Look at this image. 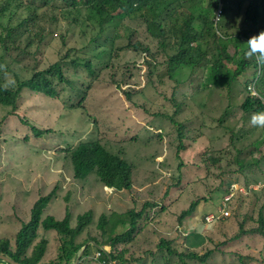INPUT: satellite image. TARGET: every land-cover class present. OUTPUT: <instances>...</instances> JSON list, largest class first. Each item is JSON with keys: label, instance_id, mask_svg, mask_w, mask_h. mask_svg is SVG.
Here are the masks:
<instances>
[{"label": "trees", "instance_id": "1", "mask_svg": "<svg viewBox=\"0 0 264 264\" xmlns=\"http://www.w3.org/2000/svg\"><path fill=\"white\" fill-rule=\"evenodd\" d=\"M16 1L0 0V16L11 14L13 19L20 18L22 6ZM40 1L29 0L27 2L29 6L26 7L28 16L20 19L19 27L11 25L6 29L5 36L14 47L4 46V48L8 52L11 49L14 52L17 51L20 46L16 33L17 30L24 29L28 36L29 45L35 46L48 39L50 35L57 33L61 40L60 53L56 61L49 62L47 66H44L41 64L42 59L37 58L33 52L36 57V65L30 75L21 77L16 74V84L0 81V107L17 110L23 90L29 88L53 99L65 110L76 111L82 108V101L87 93L78 86L84 81L79 76L80 72H84L86 76L95 77L97 68L100 73L107 70V77L102 82L120 86L126 82L127 78H133L127 57L130 52L134 55L147 53L150 60L146 58L145 63L149 67V81L154 84L157 81L164 82L168 78L174 83L173 93L168 99L174 106V117L172 116L171 120L174 121L175 118L182 144H184L183 140L187 138L188 122L192 119H199L193 116L181 117L183 107L188 104L189 108L195 109L194 106L197 105L191 98L193 99L196 94L212 88L214 90L218 88L225 92L228 105L219 122L232 136H239V140L244 137L253 139L257 133L263 131V128L254 127L250 123L251 115L263 110V108L257 101L248 98L249 95L246 90L248 81L241 82L242 76L245 73L247 76L248 70L257 66L254 59L247 60L244 58L246 44L239 41L240 35L224 40L216 33L210 18L217 5L215 0L208 2L204 9L206 12L200 17H194L195 13H193L194 16L184 15L186 11L182 14V10L174 7L176 3L183 8L185 0H176V2L175 0H153L151 2L149 0H88L99 3L100 11H105L102 17H111L112 19L117 15L119 20L114 24L102 17H95L91 8L86 9V11L83 10L79 0H75L78 2L76 6L74 0ZM59 1H62L61 7L69 6L70 8H51V5H61ZM134 1L149 7L150 14H145L147 21H143V23L146 24V31L150 34V43L140 40L133 41L138 35H136V30L132 28V25L125 21L128 16L127 12L117 13L120 9L123 11L124 8L130 7ZM192 1L191 3L195 4ZM262 1L264 3V0ZM78 7L82 8L78 9ZM41 9H44L43 13L40 12ZM171 11L174 13L170 17L171 20L168 21L164 16ZM108 24L113 25L108 26ZM79 25L81 38L89 37L83 48L78 47V42L74 38L76 32L73 33V28ZM111 26L117 30L112 32ZM127 30L132 31L130 39H127L125 43L122 42L123 45L117 44L125 39ZM244 36L248 35L244 34ZM101 38L105 41L104 43L101 42ZM152 44L154 45L152 46ZM231 45L235 48L233 55L228 50ZM0 63L5 62L0 61ZM131 65L136 66V61H132ZM23 69L19 70L15 67L13 72H22ZM194 78H197L199 82L192 81ZM192 83L196 85L193 92L185 93L181 98L176 97L179 88L186 84L192 85ZM61 84H64V88L67 86L71 88L67 97L61 96L59 92L58 87ZM79 96L81 99L78 103L69 107L66 106L69 100ZM128 101H133L129 94ZM31 128L36 137L50 133L49 129H41L35 126ZM232 142L236 144L234 140ZM252 147L253 151H256L255 144ZM75 149L73 151L72 149L61 151L65 153L63 166L65 169L71 168L75 179L84 181L89 175L95 174L105 186L116 190H132V173L137 168L134 163H128L125 159L111 153L94 141L90 143L81 142ZM69 154L70 160L67 164ZM241 155L242 151H238V156L234 160L239 170L245 169L250 163ZM219 162V157L207 151L202 155L200 165L205 168L208 181L213 178L215 167ZM217 169L224 170L221 167ZM250 181L251 179H247V184ZM232 184L233 180H227L215 188L207 185L210 187L209 193H212L214 190L227 189ZM52 195L40 197L32 205L29 217L26 220H21V227L14 236V244L9 238L0 239V255L18 264H44L42 258L45 255L48 240L40 235V230L43 232L54 231L58 239L56 258L49 264H73V258L81 247L91 240L99 246H112L109 258H113L116 264H142L150 258L153 260L156 255H162L164 264H205L215 252V249L211 247L202 249L178 247L175 239L160 233L157 224L152 220L153 210L158 206L155 201L136 204L130 212L123 216L124 221H121L116 215L111 219L101 217L97 223L98 231H94L90 226L93 221L90 213L79 216L74 228L70 227L68 213L61 221L49 216L42 218L43 211ZM69 195L70 192L66 194L65 199L67 201ZM210 200V195L197 197L186 210L182 211L179 216V223L183 225L195 213L201 202H209ZM256 206L255 224H258V227L252 226L246 230L244 221L239 222L240 232L234 238L230 237L228 241L222 242V246L239 242L247 235L264 239V198H259L256 201ZM156 214H158L157 216L160 215V213ZM84 234H87V237H83L79 241V237ZM149 234L158 237L157 243L150 239ZM208 242L212 243V240L210 239ZM94 248L99 250L97 247ZM220 251L226 253V251ZM87 252L88 249L85 251L82 261L88 255ZM159 252L161 254H157ZM236 252H238L237 249ZM247 258L259 262L253 256H241L240 264H247L246 260H250Z\"/></svg>", "mask_w": 264, "mask_h": 264}, {"label": "rangeland", "instance_id": "2", "mask_svg": "<svg viewBox=\"0 0 264 264\" xmlns=\"http://www.w3.org/2000/svg\"><path fill=\"white\" fill-rule=\"evenodd\" d=\"M249 1L246 0L244 6V0L234 2L236 9L240 8V2L242 5L240 12L238 10L235 12L241 19L240 24H243L244 21L245 25H247L255 17L260 19L264 11L262 0H256L253 3H248ZM247 5L251 7L250 11L246 8ZM235 7L227 11L223 24L228 25L233 22ZM244 12L250 18L244 20ZM130 24L136 30V35H138L133 41L140 40L150 43L151 37L144 25L138 23ZM251 24L252 21L249 23L248 28ZM7 27L8 20L0 19L1 35L6 33ZM73 31H77L74 38L78 42V47H85L89 37L82 39L79 27ZM131 35L132 31L127 30L125 39L117 44L123 45L121 43H125L127 39L129 40ZM16 37L20 48L15 52L12 49L8 52L0 43V61L5 62V64L0 63V66L1 71L6 75L7 82H15L16 74L25 77L24 75L32 73L36 65L34 54L37 55V58L42 59L41 64L44 66L57 60L61 49V40L59 38L50 36L41 44L35 46L29 45L28 36L24 29L17 30ZM101 42L104 43L105 41L101 38ZM72 44L74 45L73 42ZM228 50L231 55L235 53L233 46H229ZM33 52L35 53L33 54ZM127 57L133 78H127L125 83L131 86L135 84V89L132 91V102L125 101L123 98L119 99L117 94L119 89L114 85L102 82L107 77V70L100 73L97 68L99 74L96 77L86 76L84 72L79 73V76L84 81L79 83L78 86L82 90H88L83 106L86 113H90L95 119L94 126H89L87 121V125L84 128L91 131L93 139L96 137L100 138L113 151L116 150L117 144H132L139 139L140 143L130 149L127 154L139 167L137 182L151 183L155 187L154 191H151L150 187L141 191L140 197L148 198L153 196L154 199L164 205L165 212L161 216L160 223L158 222V227L163 234L176 240V246L194 249L211 247L215 249L214 254L205 264H240L239 257L246 256V254L258 258L262 254L260 261L264 262V239L260 237L247 235L239 242L228 244L227 246L221 245L222 242L228 241L230 237L234 238L240 232L239 222L241 221H244L246 230H249L252 226L258 227L254 220L257 214L255 213V199L253 198L246 206L235 212L234 218L224 223L218 222L208 225L204 221L203 216L207 212L212 211L215 204L218 205L223 197V191H214L211 201L215 198V204L203 202L194 217L192 219L189 218L188 224L190 226H187V229H183L179 225L180 213L189 206L191 201L197 197L210 195L209 187L202 181L205 172L196 166L199 155L207 149L208 144H202V139L196 144L193 143L194 139L188 140L189 148L182 153V160L187 165L184 167L183 172L178 169L181 164V160L177 156V147L180 144L178 128L177 124L168 119V116H174V106L168 99L173 93L174 83L166 78L164 82L157 81L152 84L148 76H146V72V77L140 79L139 82L138 75L142 71L139 67L141 66L140 62H142V55H134L130 52ZM132 61H136V66L131 65ZM95 63L98 65L97 62ZM14 66L19 70L24 69L22 72L14 73ZM229 66H231V63H229ZM142 74H144V71H142ZM193 80L196 83L199 82L197 78ZM63 86L64 84H61L58 87L59 92L61 96L67 97L71 88L70 86L66 88ZM105 87L109 89L107 90ZM183 88L182 86L176 92L177 98H181ZM191 92H193V89L188 90L189 94ZM108 94V98L105 97ZM80 99L79 96L69 100L70 102H67L66 106L69 107L70 103L71 105L78 103ZM193 100L208 114L202 122L196 121L190 124L196 130L191 133V136L197 138V130H200L204 134L201 135L202 138L210 137L211 142H213L220 132L219 127L216 125V119L223 111L227 98L219 91L209 89L203 93L196 94ZM10 110L12 108L0 107V238L6 236L14 239L17 228L11 225V221L15 224H17V221L12 215L11 221L7 220L9 213H13V215L19 214L27 218L28 210L34 200L40 195L47 194L56 185L58 191L52 200L48 212L56 217L62 216L65 206L63 196L68 188L74 187V184L71 180H65V177L69 179L70 177L64 166L61 165V154H56L60 160L59 164L55 161L52 152L64 148L70 143L75 144L81 138L83 129L80 137L75 133L79 130L78 126L83 127L86 118L80 112L82 110L66 111L53 99L42 93L34 92L29 88L23 90L17 111L8 113ZM187 114L188 110H183L182 116ZM32 126L51 129L54 134L49 133L42 137H36L32 131ZM71 138L77 139L72 142ZM148 140L153 142L150 147L145 146ZM144 151H146V154H142ZM155 152L156 155L161 152L164 154V157L159 159L160 161L164 159L160 165L152 160ZM232 160V155L225 159L223 166L226 171L237 170L235 166H232V163L231 166L228 164ZM238 177L242 179L253 178L255 181L264 183V159L261 166L255 169L249 168L243 175L238 173ZM180 178L182 180H179ZM219 178L220 172L217 170L216 175L213 177L212 186L220 182ZM103 194L107 196L108 193L103 190ZM260 196L258 194L257 197ZM78 198L82 203L72 205L73 200L76 201ZM110 201L113 205H116V202L119 203L117 206L118 210L125 209L129 204L132 205L129 196L123 201L120 199H110ZM96 202L99 201L93 197L84 199L78 191H73L69 203L71 204L72 218L75 219L73 215L84 211L91 205L96 204ZM111 203L102 201L98 210L104 211L108 209L112 206ZM51 237L52 240H55L53 234ZM210 239L212 243L208 242ZM58 245L59 243H57L56 249ZM236 249L238 252L235 253ZM220 250L226 251V253H222ZM55 256L56 254H54ZM246 261L247 264H257L252 260ZM142 264H164L163 257L162 255H156L153 260L150 258Z\"/></svg>", "mask_w": 264, "mask_h": 264}, {"label": "clouds", "instance_id": "3", "mask_svg": "<svg viewBox=\"0 0 264 264\" xmlns=\"http://www.w3.org/2000/svg\"><path fill=\"white\" fill-rule=\"evenodd\" d=\"M38 1H40V0H38ZM151 1H153V0H149V2H151ZM191 1L192 0H185L183 8H181L180 5L176 4V3L174 5V7H178L179 10H182V14H183V12L185 13V11H186V13L184 15L190 14V16H194L193 13H195L194 17H200V16H202V14L204 12H206L204 9H205V7H207L208 2L210 0H193L192 2H195V4H192ZM215 1L217 2V5L213 9L212 16L210 18H211L212 23L215 27L216 33L220 37H222L224 40H227L228 38H234L235 36L240 35L241 38L239 39V41L241 43L246 44V51L244 53V58L247 60H253L254 59V62L257 66V67L250 68L248 70L247 76H246V73L242 76L241 82L248 81V85L246 88L247 93L249 95L248 98L252 99L254 101H257L261 105V107L263 108V110L254 112L250 117L251 125L254 127H257V128H263V131L261 133H257L253 139H248V138L246 139L244 137V138H241L239 140V136H232L231 133L227 129H225L219 122L220 118H223L222 114L224 113V111L228 105L227 100H226V104L223 107L224 108L223 111H221V113L218 115V117L216 119V121H217L216 125L219 127V130H220L217 138H215L213 142H211L210 137H207L206 139H205V137L202 138L201 135H204V134L200 130H197V132H198V134L196 135L197 138H193L191 136V133H193L196 130L194 128H192L190 124L192 122H196V121L202 122L204 117L208 114V112L205 111L204 109H202L197 104H196L197 106H194L195 109L189 108L188 104L186 105V107H183L182 112H183V110L187 109L188 114L185 116H182V112H181V117L193 116V117H198L199 119H192L190 122H188L187 125H188L189 130L186 133L187 138L183 140L184 144H182L180 142V138H179L180 144L177 147V156L180 158L181 164H180L178 169L181 170V172H183L184 167L187 165L182 160V153L185 152L189 148L187 141L194 139L193 143L196 144L199 142L200 139H202V141H201L202 144H208L207 149L199 155V160L196 164V166L199 169H201L205 172V176L202 178V181L204 183H206V185L209 184L210 186H212L213 182H214L213 178L210 181H208L207 172H206L205 168L200 165L201 157L206 151L209 152L210 154H214V156L220 158V162L216 165L215 171H214V176L216 175L217 170L220 172V178H219L220 182L217 185H214V188L219 186V184L223 181L233 180V184L230 187H228L227 189L214 190L215 192L216 191H223V197L220 200L218 205L215 204V201H214L215 198L213 199V201H211L212 198L209 201V202L214 203L215 206L213 207L212 211L207 212L206 215L203 216L204 221L208 225L216 224L218 222L224 223V222L234 218L235 214H236L235 212L240 210L242 207L246 206L252 200V198L255 199L254 200L255 206H256V201L259 198H261V199L264 198V192H263L264 191V183L263 182L255 181L253 178L242 179V178L238 177V173L243 175V173L246 172L247 169H249V168L255 169V168L261 166V163L264 159V72H263L264 71V11H263L260 19L255 17L253 20H250V22L252 21V24L248 28L250 22L247 25H245L244 21H243V24H240L241 19L235 13L237 10L240 12V8L242 7V5L240 2V8L236 9V7L234 6V2L235 1H241V0H215ZM245 1L246 0H244V2H243V6L245 4ZM255 1L250 0L248 3H253ZM16 2L22 6V12H21L20 18L13 19L14 17L11 14L5 15V16H3V15L0 16V19H7L8 20V27L6 29H8L11 25H13L14 27H19L20 19L22 20L23 18L28 16V11H27L26 7L29 6V4L27 3V2H29V0H17ZM61 2L59 1V3H61ZM74 2H75V6L79 2V4L83 7V10H85V11H86V9H90V8L93 9V11L95 13L94 14L95 17H102L105 14V11H100L101 8L99 6V3L89 2L88 0H83V2H82V0H79L78 2H76L74 0ZM175 2H176V0H175ZM61 6H62V3H61V5H51V8H64V9L70 8L69 6H67V7H61ZM82 7H78V9L82 8ZM232 7H235L233 22L229 23L228 25L223 24V20H224L225 16L227 15V11H229ZM246 8L248 9V11L251 10V7H249V5H247ZM72 9H73V7H72ZM125 11L128 14L125 21H128L129 23H138L140 25H144V27L146 29V24L143 23V21H147L145 14H150L149 7L147 5L140 4L139 2L134 1L130 4V7L124 8L123 11L120 9L117 11V13L120 14L121 12L124 13ZM40 12L43 13L44 9H41ZM173 13H174V11L166 13L164 18H166L168 21H170L171 20L170 17L173 16ZM244 14H245V12H244ZM117 17L118 16L116 15L112 19H111V17H102V18L105 20H108V21H110V23L112 22L114 24V22H118V20H119ZM246 18H250V16L245 14L244 20ZM113 24H108V26L113 25ZM116 26L118 27V25H116ZM78 27L80 28V25L75 27V28H78ZM75 28H73V29H75ZM111 30H112V32H115V30H117V29L114 26H111ZM74 32H77V31H73V33ZM80 32H81V30H80ZM244 34H247L248 36H244ZM5 35H6L5 33L2 35L0 34V43H2V45L5 44L3 46H8L11 48V46H13L12 42ZM50 36H55L58 38L57 33H55L54 35H50ZM142 54H143L141 57L142 62H140L141 66H139V67H140V69H142V71H144V74H142V71H141L140 74L138 75L139 82H140V79L148 76V71H149V67H147V65L145 63L146 58H148V54L147 53H142ZM148 60H150V58H148ZM1 64H5V63H1ZM145 72H146V76H145ZM98 74L99 73L97 71V74L95 75V77ZM248 75H249V78H247ZM0 81L6 82L8 84H16V82H7L6 81V75L3 73V71H1V66H0ZM192 81H193V79H192ZM123 85H124V87H123ZM114 86L119 89L118 90L119 93H117L119 99L123 98L125 101L128 100V94L131 97H133L132 91L135 89L134 88L135 84L133 86H131L127 83H124V84H121L120 86L119 85H114ZM6 87H7V85H6ZM183 87L184 88H183V91L181 93V97L183 96V94L188 93L189 89H195L196 85H193V83H192V85L186 84V85H183ZM105 88L107 90L109 89L108 87H105ZM216 89H217L216 91H219L221 94L225 95V92L223 90L218 89V88H216ZM82 91L87 92L88 90L85 89ZM108 96H109V94L106 95L105 97L108 98ZM191 100L194 102V100L192 98H191ZM84 101H85V97L82 101V105L84 104ZM68 102H70V101H68ZM19 103H20V101H19ZM69 106H71V103L69 104ZM4 110H7V109H4ZM80 110H82V111H80ZM11 111L14 112L17 110L12 109ZM11 111H8V113ZM76 111H80L81 113H83V115L85 116L86 119L84 121L83 127L78 126L79 130L75 134L78 137H80V133H81L82 129H83V134H82L81 138L76 141L75 144L70 143L66 147L61 148L55 152H52L54 154L55 161L60 164V160L56 155L57 153H60L62 156L61 165H63V157L65 156V153L61 152L62 150L72 149V151H73V150H76L75 148L81 142L90 143V142L94 141V143H98L101 147L106 148L111 153L118 155L121 158L125 159L126 161H128V163H134L137 166L136 170L132 173V181H133L132 190H126V189L116 190L112 187L105 186L99 181V179L97 178V176L95 174L89 175L84 181H79V180L74 178L73 173L71 172V168H70V169H65L68 173V176L70 177V179L65 177V180L66 181L71 180L74 184V187L68 188L66 190L64 196H63L66 207L64 206L63 214L61 217H56L55 215H52L48 212V209L52 203V200L56 196V193L58 191L57 185L54 186L47 194L38 196L37 199L34 200L32 205L40 197H44V196H47L49 194H53L51 199L49 200L46 208L43 211L42 218L49 216V217L54 218L57 221H61L65 218L66 214L68 213L70 227L74 228L77 225V221H78L79 216L90 213L92 218H93L92 224L90 226L94 229V231H98L97 223L99 222V219L101 217H106L108 219H111L114 215H116L117 218H119L121 221H124L123 216L125 214H127L128 212H130L136 206V204L144 203L146 201H155L158 203V206L155 207V209L153 210L152 220H154V222L157 224V227H158V222L160 223L161 216L165 212V209L162 210L164 208L163 207L164 205L159 203L156 199H154L153 196L148 197V198L140 197L141 191H144L148 187H150L151 191L152 190L154 191L155 187H153V185L151 183H147V182L138 183L137 182L138 181L137 180V174L139 172V167L127 154V152H129L130 149H133L135 145L140 143L139 139L136 142H133L132 144H127V143L117 144L116 150L113 151V150L109 149V147L106 145V143L103 142L100 138L96 137L95 139H93L92 135H91V131L84 128L85 125H87V121L89 123L88 124L89 126L92 127L95 125V119L91 116L90 113H86L85 107L82 106L81 109H78ZM200 116H203V118H200ZM171 118H172V116H168V119L171 120ZM173 123L176 124L175 118H174ZM35 127H38V126H35ZM177 128H178V125H177ZM41 129H47L48 130V128H41ZM49 130H50V133L54 134V132L51 129H49ZM91 130H92V128H91ZM144 133L151 135L147 132H144ZM160 135H158V136H160ZM178 136H179V133H178ZM77 138H71L72 139L71 141L73 142ZM161 138H162V136H161ZM232 140H234L236 142V144H233ZM254 144H255L256 151H253L252 146ZM152 145H153V142L150 140H148L145 143L146 147H150ZM224 149H227L228 151L224 150ZM238 151H242V155H241L242 158L250 161L249 165L243 170H239L238 167L235 165V162H234L235 158L238 156ZM156 152H155V155L153 156L152 160H153V162H156L158 165H160L161 163H163L164 159H163V161H160L159 159L161 157H164V154H162V152H161L158 155H156ZM142 154H146V151H144ZM229 155L233 156V160H232V162H229L228 164L231 166V163H232V166H235L237 168V170L226 171L224 169L223 163H224L225 159L228 158ZM261 155H263V156H261ZM69 160H70V154L68 157L67 164H69ZM219 167H221L224 170L217 169ZM149 177H150V175H149ZM182 178H183V174H182ZM247 179H251V181L248 184L246 182ZM179 180H182V179L180 178ZM212 188H213V186H212ZM103 190H105L106 193H108L107 196L105 194H103ZM73 191H78V193L82 197H84V199H86L87 197H93L99 202H96V204L91 205V207H88L84 211L73 215V217H75V219H73L72 214H71V204H69ZM68 192H70V195H69V200L67 201L65 198H66V194ZM212 193H210V196H212ZM258 194H260L261 196L257 197ZM127 196H129L131 198L132 205L129 204L128 207H126L125 209H122V210L117 209V206L119 205L118 202H116V205H113L110 201V199H120L123 201ZM102 201L110 202L112 204V206H110L108 209H106L104 211L98 210L101 207ZM203 202L208 203L206 201H203ZM203 202H201L200 204H202ZM79 203H82V202H80V200L78 198V200H76V201L73 200L72 205L79 204ZM200 204L197 206V209L200 207ZM32 205H31V207H32ZM31 207H30V209H31ZM95 208H96V210H98L97 212H96ZM30 209L28 210L27 218L29 217ZM186 209H183L182 211H184ZM197 209H196L195 213L189 217L190 219H192L194 217V215L197 212ZM255 209H256L255 213L257 214V206L255 207ZM182 211H181V213H182ZM156 213H160V215L157 216L158 214H156ZM11 215L14 216V218L17 221V224H15L13 221H11ZM27 218H25L24 216H20L19 214L13 215V213H11V214L9 213V216L6 219L11 221L12 222L11 225L14 226L15 228H17V230H18L21 227V220H26ZM189 218L184 222L183 225H181L179 223V220H178L179 225L181 227H183V229H187V226H190L188 224ZM157 229L159 230V227ZM39 232H40L41 236H44L48 240L46 252H45V255L43 256L42 260H43L44 264H49L52 260H54L56 258V256L54 257V254L57 255L56 245L58 243V239H57L56 233L54 231L43 232L40 230ZM159 232L162 233L160 230H159ZM50 234L54 235L55 240H52V237ZM163 235H165V234H163ZM165 236H167V235H165ZM83 237L84 238L87 237V234L80 236L79 241H81L83 239ZM149 237L151 240L154 241V243H157L158 237H156L153 234H149ZM3 238L4 239L9 238L12 241V244H14V239H11L10 237H6V236L1 237L0 239L3 240ZM243 238L241 240H243ZM53 242H54V244H53ZM94 247H97L99 250H96ZM87 249H88V252H87L88 255L86 257H84V259L82 261V257L85 254V251ZM191 249H194V248H191ZM111 252H112V246H110V245L99 246L98 244H96V242L91 240V241H88L86 245L81 247L79 252L73 258V264H80L81 262H82V264H116V261H114L113 258H109ZM0 256H2V255H0ZM248 256H253V255L246 254L245 257H248ZM2 257H4V256H2ZM5 258H7V257H5ZM253 258H257L259 260V262L252 260L253 262H255L257 264H264L263 261H260V259H262V255H260V258L254 257V256H253ZM7 259H9V258H7ZM247 259H250V258H247ZM11 261H13V260H11ZM2 263L9 264V263L0 259V264H2ZM16 264H18V263H16Z\"/></svg>", "mask_w": 264, "mask_h": 264}, {"label": "water", "instance_id": "4", "mask_svg": "<svg viewBox=\"0 0 264 264\" xmlns=\"http://www.w3.org/2000/svg\"><path fill=\"white\" fill-rule=\"evenodd\" d=\"M0 259L5 261V262H7V263H9V264H16L15 262L11 261L10 259H7V258L2 257V256H0Z\"/></svg>", "mask_w": 264, "mask_h": 264}, {"label": "crops", "instance_id": "5", "mask_svg": "<svg viewBox=\"0 0 264 264\" xmlns=\"http://www.w3.org/2000/svg\"><path fill=\"white\" fill-rule=\"evenodd\" d=\"M95 210H96V208H95ZM98 210H96V212H97Z\"/></svg>", "mask_w": 264, "mask_h": 264}]
</instances>
